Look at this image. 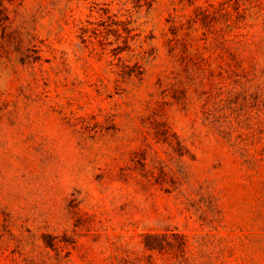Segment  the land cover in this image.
I'll return each mask as SVG.
<instances>
[{
    "label": "rangeland",
    "instance_id": "obj_1",
    "mask_svg": "<svg viewBox=\"0 0 264 264\" xmlns=\"http://www.w3.org/2000/svg\"><path fill=\"white\" fill-rule=\"evenodd\" d=\"M1 1L0 264H264V166L215 133L196 91L205 67L263 65L264 21L218 24L226 51L192 29L201 66L169 40L204 0H154L117 57L95 23L118 0Z\"/></svg>",
    "mask_w": 264,
    "mask_h": 264
},
{
    "label": "trees",
    "instance_id": "obj_2",
    "mask_svg": "<svg viewBox=\"0 0 264 264\" xmlns=\"http://www.w3.org/2000/svg\"><path fill=\"white\" fill-rule=\"evenodd\" d=\"M153 2L154 0H118L116 12H111L110 8L96 11L104 20L95 24L103 26L105 34L113 37L116 47L111 51L115 57L123 51L131 50L134 35H140L135 32L140 26L141 13L144 9L148 11ZM190 4H193V1H190ZM91 11L93 12V9ZM5 14L6 7L0 0V25L4 23ZM231 16L234 19L229 23ZM248 18L251 21H264V0H204L203 3L194 5L193 12L187 20L179 22L171 20L173 38L169 40L170 51L176 54L178 47L180 52L178 51L176 55H180L181 60L186 59L196 65L204 66L208 61L207 58L200 53L190 55L187 51L188 46L195 39L194 36L189 35L191 30L199 28L206 37L207 34L212 35L211 44L214 43L216 48L225 50V39L219 40L217 34L218 31L220 32L218 24L222 23L223 27L229 30L240 29L242 24L245 26ZM180 30H183L184 34L178 38ZM260 49L264 59V43L261 44ZM255 64L251 77H240L235 73L234 64L225 60L215 70L205 67L202 81L196 84L197 94L203 97L204 120L218 136L234 148L243 163L251 168L264 166V62L261 66ZM127 66L125 65L121 70V76L124 78L142 73L138 70V64L130 68ZM250 81L254 85H250ZM245 84H249L251 90L249 86L245 87ZM170 234L177 242L176 248L185 253L186 235L179 232ZM151 237L160 238L162 235L146 234L142 241L145 251L161 248L160 243L149 240Z\"/></svg>",
    "mask_w": 264,
    "mask_h": 264
}]
</instances>
